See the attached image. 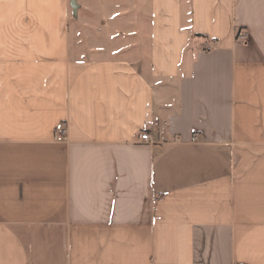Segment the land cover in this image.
Here are the masks:
<instances>
[{
	"label": "crops",
	"instance_id": "crops-1",
	"mask_svg": "<svg viewBox=\"0 0 264 264\" xmlns=\"http://www.w3.org/2000/svg\"><path fill=\"white\" fill-rule=\"evenodd\" d=\"M0 264H264V0H0Z\"/></svg>",
	"mask_w": 264,
	"mask_h": 264
},
{
	"label": "built area",
	"instance_id": "built-area-1",
	"mask_svg": "<svg viewBox=\"0 0 264 264\" xmlns=\"http://www.w3.org/2000/svg\"><path fill=\"white\" fill-rule=\"evenodd\" d=\"M236 39L238 41H241V42H246L248 40L247 32L246 31H239L238 33H236ZM207 48H209V47L207 46ZM198 136H199V132H194V137L198 138ZM142 138L148 142H152L149 134H143ZM56 139L58 141H66L68 139L67 130L65 128L58 130L57 134H56Z\"/></svg>",
	"mask_w": 264,
	"mask_h": 264
},
{
	"label": "water",
	"instance_id": "water-1",
	"mask_svg": "<svg viewBox=\"0 0 264 264\" xmlns=\"http://www.w3.org/2000/svg\"><path fill=\"white\" fill-rule=\"evenodd\" d=\"M73 5L76 7V4H75V2L73 1Z\"/></svg>",
	"mask_w": 264,
	"mask_h": 264
}]
</instances>
